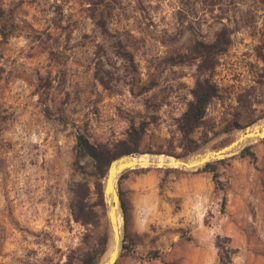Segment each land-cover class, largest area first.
Wrapping results in <instances>:
<instances>
[{
    "label": "rangeland",
    "instance_id": "374dc122",
    "mask_svg": "<svg viewBox=\"0 0 264 264\" xmlns=\"http://www.w3.org/2000/svg\"><path fill=\"white\" fill-rule=\"evenodd\" d=\"M220 34L204 64L196 44ZM198 81L215 94L185 134ZM263 116L264 0H0V264L106 258V173L77 158L78 133L107 147L132 133L133 156L187 157ZM211 163L118 177L128 248L115 264H264V139Z\"/></svg>",
    "mask_w": 264,
    "mask_h": 264
},
{
    "label": "trees",
    "instance_id": "16d2710c",
    "mask_svg": "<svg viewBox=\"0 0 264 264\" xmlns=\"http://www.w3.org/2000/svg\"><path fill=\"white\" fill-rule=\"evenodd\" d=\"M225 37L223 34H220L213 43L211 44H204L202 42H198L196 44V50L201 53V56H204V64H206V58L212 53H218L223 51L225 48V44L227 41H224ZM228 40V39H226ZM210 68V67H208ZM215 94V88L210 85L206 81H198L196 86L193 90V101L188 105L187 109L182 115L181 122H180V129L185 134L190 133L195 127L198 126L199 122L205 115L207 104L209 103L210 99ZM134 135L130 133L128 138L123 141H118L112 144L111 147H107L106 145H96L87 139V137L82 134L78 133L75 138V148H76V156L78 159L80 158H88L92 161L94 168L96 169L97 173L101 176H104L107 170V166L109 165L110 161L118 156L124 154H132L134 153L133 149L131 148V143H133ZM251 145L247 146L240 155H245ZM252 155V154H251ZM178 157V156H177ZM224 159L216 160L215 162H221ZM252 160H255V156L252 155ZM212 163H206L202 168H207ZM123 174V173H122ZM122 174L120 176H122ZM212 180L215 183V187L218 188V174L217 172L212 170ZM98 193L101 197H103L102 187L99 185ZM226 196L223 195L222 201L225 204ZM84 197L83 194L80 193L79 190L73 188L72 189V198L70 202V209L73 216L76 219H81V215L79 210H82L85 207ZM127 237V236H126ZM125 242V239H124ZM128 248V245L125 243L123 244V249ZM83 264H95L93 260L85 261Z\"/></svg>",
    "mask_w": 264,
    "mask_h": 264
},
{
    "label": "water",
    "instance_id": "95a60500",
    "mask_svg": "<svg viewBox=\"0 0 264 264\" xmlns=\"http://www.w3.org/2000/svg\"><path fill=\"white\" fill-rule=\"evenodd\" d=\"M264 139V116L248 126L242 133L239 147L233 151L225 148L219 150L197 151L187 157H173V160L157 161H137L132 154H124L112 159L107 166L105 181L103 186V196L108 208L107 214L111 230V243L113 249L111 254L99 264H115L123 248L124 242V209L120 194L116 188L118 177L128 169L138 167H170L175 164L181 169L196 170L206 163L224 159L241 153L247 146ZM229 146V145H228ZM118 216L121 217V227L118 223Z\"/></svg>",
    "mask_w": 264,
    "mask_h": 264
},
{
    "label": "bare ground",
    "instance_id": "6f19581e",
    "mask_svg": "<svg viewBox=\"0 0 264 264\" xmlns=\"http://www.w3.org/2000/svg\"><path fill=\"white\" fill-rule=\"evenodd\" d=\"M242 133L243 132L235 133V135H234L235 136V140H234L233 144H231L230 146H228L225 150H227L229 152L230 151H233V150H236L239 147V144L241 142ZM132 157L134 158V160H137V161H148V160L166 161V160H173V157L164 156V155H144L143 154V155H135V156L132 155ZM168 166H170V167H176L175 164L168 165ZM118 223H119V225L121 227V223L122 222H121V217L120 216H118ZM112 249H113V244L111 243V245L109 246V248L107 249V251H106V253L104 255V256H106V258L111 254Z\"/></svg>",
    "mask_w": 264,
    "mask_h": 264
}]
</instances>
